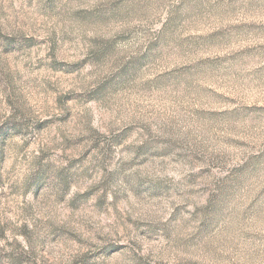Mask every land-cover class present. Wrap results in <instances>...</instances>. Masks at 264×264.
I'll use <instances>...</instances> for the list:
<instances>
[{
  "label": "rangeland",
  "instance_id": "1",
  "mask_svg": "<svg viewBox=\"0 0 264 264\" xmlns=\"http://www.w3.org/2000/svg\"><path fill=\"white\" fill-rule=\"evenodd\" d=\"M0 264H264V0H0Z\"/></svg>",
  "mask_w": 264,
  "mask_h": 264
}]
</instances>
